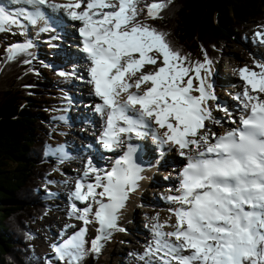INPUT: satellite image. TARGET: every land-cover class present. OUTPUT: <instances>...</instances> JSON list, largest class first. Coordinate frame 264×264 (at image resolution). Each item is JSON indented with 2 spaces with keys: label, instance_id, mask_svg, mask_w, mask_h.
<instances>
[{
  "label": "snow or ice",
  "instance_id": "snow-or-ice-1",
  "mask_svg": "<svg viewBox=\"0 0 264 264\" xmlns=\"http://www.w3.org/2000/svg\"><path fill=\"white\" fill-rule=\"evenodd\" d=\"M13 2L62 9L71 20L81 22L78 31L91 62L90 83L103 101L96 111L108 110L101 137L106 148L121 144L123 134L141 137L145 135L141 129L155 125L153 138L186 158L179 173V195L169 197L179 205L170 210L175 216L173 230L162 232V225L154 226L155 246L145 255L154 256L158 264H264V64L256 65L259 72L248 67L238 70L245 85L234 99L241 101L248 114L240 117V127L220 136L213 133L214 142H210L201 130L206 120L213 119L208 101L218 99L208 82L212 61L204 53V61L193 64L173 49L165 33L138 19L143 11L138 7L140 0ZM165 7L164 0L145 5L152 19L162 18ZM40 15L37 7L28 18L35 23ZM19 23L0 7V31ZM256 35L264 42V32ZM148 66L152 68L145 70ZM216 108L228 112L219 104ZM119 122L123 126H118ZM192 151L196 155H191ZM132 152L129 145L124 159L103 178L97 174L94 184L85 186L78 180L75 185L73 195L79 201L97 196L108 199V203L96 201L99 207L94 218L101 235L93 240V251L99 252V241L107 238L105 230L116 226L117 213L142 178L139 173L143 169L134 163ZM89 172H97L91 161L84 175ZM97 188L103 190L97 192ZM92 212L91 206L81 210L73 204L70 215L87 225ZM85 231L81 229L77 236L81 244ZM81 244L69 241L55 251L61 259L75 260L77 255L69 249H79Z\"/></svg>",
  "mask_w": 264,
  "mask_h": 264
},
{
  "label": "trees",
  "instance_id": "trees-1",
  "mask_svg": "<svg viewBox=\"0 0 264 264\" xmlns=\"http://www.w3.org/2000/svg\"><path fill=\"white\" fill-rule=\"evenodd\" d=\"M164 2L162 18L147 23L165 33L171 47L190 62H202L207 53L217 63L226 43L240 42L252 24L264 27V0ZM26 56L9 58L4 51L0 57V264H43L30 245V225L49 208L43 190L52 169L42 153L50 126L43 110L41 73L31 69ZM90 251L70 264H104L90 260ZM57 264L67 263L60 259Z\"/></svg>",
  "mask_w": 264,
  "mask_h": 264
},
{
  "label": "rangeland",
  "instance_id": "rangeland-1",
  "mask_svg": "<svg viewBox=\"0 0 264 264\" xmlns=\"http://www.w3.org/2000/svg\"><path fill=\"white\" fill-rule=\"evenodd\" d=\"M51 13L48 12L47 16H49ZM42 21V20H41ZM46 21V19H45ZM54 19L50 18L49 19V23H53ZM37 29H40L39 26L37 27ZM259 32H264V28L261 27H257L255 26L254 29L249 30L248 28H246V37L244 41H240V42H236V43H226L221 50V56H220V60L216 63V64H212L211 65V74L215 75L214 77L217 78L219 77V75H223L224 72H227L231 70V68H233L234 64L239 66L242 63L246 62L247 65L249 67H253L256 68V65L259 64H264L260 62L259 56L262 55L263 57V61H264V42H261V38L258 37L256 34ZM23 38L24 37V33L22 31L19 30V28L17 27H13L12 25L7 27L5 31H0V42H1V48H0V57L3 53V48L5 47V49H7L6 44L8 43L7 41L9 39H17V38ZM32 43V40H31ZM56 47H55V46ZM52 50L53 51H59V48L57 47V42L53 43L52 46ZM65 50V48H64ZM17 50H14L11 53H15ZM259 52V54L257 53ZM43 54L45 55L44 51ZM46 56V55H45ZM198 57V56H197ZM51 62V61H48ZM61 67V66H59ZM240 67H244V66H240ZM239 67H237L236 69H238ZM46 70H40L43 76V85H45V94H44V103L46 104V107H49L51 109H55L56 110V115L61 113V108H63V105H61V103L63 102V94L61 93V89H59L60 85L59 83H61V79H62V75L60 77H57L56 74H53L52 72H50L47 68H45ZM229 69V70H228ZM234 69V68H233ZM63 73L69 74L68 72L72 71V69L66 68L64 67ZM233 71V70H232ZM83 72V71H81ZM231 73V72H230ZM232 76L235 77L236 74H231ZM73 76V73H72ZM69 77L68 82L72 79L73 82V78ZM63 80V79H62ZM75 81V79H74ZM81 90L83 92L84 95H86L87 93H85V91H83L82 86L80 85ZM85 88V87H84ZM68 94V93H67ZM71 97H68L67 95H64V99H70ZM228 98V97H227ZM96 116V115H94ZM93 116V117H94ZM65 117V121H69V120H73L75 119V117L70 113V111H68V114ZM98 119V118H97ZM53 120V119H52ZM99 125V123H98ZM86 129V128H85ZM71 130L74 132V134H77L79 137L81 136H86V133L81 135L79 132H82L80 128L74 126L73 128H71ZM75 130H79L78 132ZM88 131V129H87ZM67 131L63 130V129H57L55 128L54 134L52 136V142H51V146H50V153H52V155H55V153L57 151H59L60 148V143L62 137H66L64 134ZM84 133V132H83ZM72 132L70 133L69 136H67L69 139H73L75 137ZM65 139V138H64ZM63 139V140H64ZM76 147H78V144H76ZM74 145L71 147V149H74ZM158 148V147H156ZM52 151V152H51ZM159 153V152H158ZM142 155V153H141ZM174 154L172 153V157ZM144 157H146V153H144ZM178 156L174 157L175 159ZM149 158H151V152L149 154ZM169 158H171V156L169 157V155H166L163 160L161 161L162 163L164 162L165 164L169 161ZM80 162V161H79ZM175 163V161H173ZM73 164L76 165V162H72V163H64L61 164V166H59V168L50 176V181H49V187L51 188V193H47V199L45 200V202L50 203L51 204V208L48 210L47 215L40 221H38L37 223L30 225L31 227V235L33 236L32 240H31V244L32 247L37 251V253L42 256L45 257L46 259H54L57 255V252H52L50 247L52 242L57 239L62 237L63 235L69 234H63V230L68 226H70V222L66 219L65 214H66V210H67V206H66V202L67 199L69 198V193L68 190L72 184V179L74 181V176L75 178L78 175V166H73ZM161 166V165H160ZM159 166V167H160ZM70 167H73V169H70ZM163 167V166H161ZM164 170L158 169V173H157V177L156 174L154 177L157 179H160L159 182L160 184L163 183V179H166L167 176H169L168 171L169 167L168 165L163 167ZM152 171V170H151ZM163 171L164 174H163ZM77 173V174H75ZM153 173V172H152ZM171 174L175 173L174 171L170 172ZM176 174V173H175ZM164 175V177L162 178V176ZM143 184V183H142ZM164 185L167 186L168 188H170L172 185L169 182H165L164 181ZM144 186V185H143ZM142 186V187H143ZM66 188V189H65ZM73 188V187H72ZM99 188L96 189V191ZM57 192H61V195L57 196L56 193ZM137 195V196H136ZM163 195L160 193V190H157V188L152 189L151 187H149L148 189H144L142 190V193L139 194V192L137 194H135V191H132L131 194L129 195V201L130 199H137V202L132 204L130 203L129 208L126 209V206L128 205L129 201L127 202L126 206L124 208H122V215H120L118 217L119 222H117V224H119L122 227V232L120 234L115 235L110 242L106 245V247L104 248V250H102L99 254V256L97 257V259H103L104 264H140V260L143 252H137L139 250H141L143 242H145L146 238L148 235L151 234V229H152V234L155 233L156 228L154 226H158L161 225L157 224L160 221L165 223V226L168 228V221H165L162 218H156V220H154V223H149V225H146V222H148L147 217H152V213L151 212H147L146 215L142 214L141 212L143 211L142 207H146L144 208L145 212L146 210L149 209H153L151 205V203L147 202L145 200L144 197H152L155 198L157 200H154V205L157 206L158 209H162L160 206V198L158 197H162ZM168 199H165L164 196L161 199H165V200H169V197H167ZM159 199V200H158ZM132 200V201H133ZM139 201V202H138ZM171 201V200H169ZM172 202V201H171ZM148 203V204H146ZM83 207V206H82ZM155 208V207H154ZM134 214V216H133ZM156 214V213H155ZM145 215V217H144ZM158 217V216H156ZM64 218L68 221L67 225H64L66 223V221L64 220ZM94 220V218H93ZM157 222V223H156ZM14 223V222H13ZM64 225V226H62ZM83 225V224H82ZM146 225V226H145ZM62 226V227H61ZM84 226L87 229L86 232V239L89 242H93V240L96 239L97 236L100 235V233H97V230L99 229L98 227V223H93V221L87 225L84 224ZM145 227V234L147 236H144L143 234L140 233V228L141 227ZM151 228H150V227ZM160 230V229H159ZM169 230V228H168ZM167 230V231H168ZM139 235H142V239L140 238ZM57 239V240H58ZM141 239V242L138 241ZM55 240V241H57ZM79 240H74L73 243L79 244ZM131 245H135L138 246L139 249H133L131 248ZM135 259L138 260L135 262ZM129 260V261H128ZM127 262V263H126Z\"/></svg>",
  "mask_w": 264,
  "mask_h": 264
},
{
  "label": "bare ground",
  "instance_id": "bare-ground-1",
  "mask_svg": "<svg viewBox=\"0 0 264 264\" xmlns=\"http://www.w3.org/2000/svg\"><path fill=\"white\" fill-rule=\"evenodd\" d=\"M2 2V4H3V1H1ZM41 20L43 21V20H45V18H43V17H41ZM41 21V22H42ZM31 43V42H30ZM32 44V43H31ZM55 46V45H54ZM56 47V46H55ZM57 47H58V45H57ZM59 48V47H58ZM79 55H80V53H78ZM83 57H84V59H86V57H85V55H83ZM66 68H69V67H66ZM240 68H243V67H239L238 69H236V70H239ZM69 69H72V68H69ZM229 70V69H228ZM82 70H80V72H81ZM72 72L73 71H70V72H68L69 74H66V76H61L62 77V79L64 80V81H66V82H68V79H69V77H71L72 76ZM232 72H234V71H232ZM233 74V73H232ZM239 77V72H237V74L235 75V78L237 79ZM81 86H82V89H83V91H85V93H87L85 96L86 97H88V98H90L91 97V90L89 89V84H88V82H86V83H84V84H81ZM85 87V88H84ZM242 91H241V89L239 88V87H236V89H234V91H233V94L234 95H232V96H235L237 93H241ZM240 103H241V101H240ZM242 104V103H241ZM242 106V105H241ZM243 107V106H242ZM242 107H239V109H242ZM98 116L96 115V116H94L93 117V120H94V123L92 124V129L95 131L96 129H97V127H98ZM208 125H210V124H208ZM222 126H224L223 128H227L229 125H227L226 123H225V120H222ZM212 128V132H214L215 131V127L214 126H212L211 127ZM211 137V135H208V138H210ZM158 148H159V144H158V146H157ZM164 148H167V150H170L171 149V146H169V145H167V146H164ZM144 153H146V152H144ZM137 154L138 155H141V152L140 151H138L137 152ZM159 154V153H158ZM174 155H176L175 153H173ZM177 156V155H176ZM175 157V156H174ZM79 163V162H78ZM160 165L161 166H165V163L163 162H160ZM79 171V170H78ZM146 171V170H145ZM145 171H143L142 173H144ZM80 174V171L78 172V175ZM152 174V171H150V175ZM77 175V176H78ZM169 176H167V177H169V183L172 185L170 188H168L169 189V193L170 194H173L174 193V189L176 188V184H175V182H174V179H175V177L177 176L175 173H173V174H171V173H169L168 174ZM166 177V178H167ZM153 179H154V177H152ZM157 179V178H156ZM93 181H94V178L92 179ZM160 183V182H159ZM151 184V183H150ZM137 196V195H136ZM145 198V200L147 201V202H149V203H151V205H154L153 203H154V201H153V199H150V197H144ZM133 200V199H132ZM160 201V206H161V210L163 211H165V213L164 214H162L163 212H161V213H159V215H162V216H158V217H156V218H162V219H164L165 221H168V228L169 229H171L172 227H171V225L173 224V216H172V214H171V211H170V209H171V206H172V202L171 201H169V200H159ZM137 202V199H136V197H135V199L131 202L132 204H134V203H136ZM139 202V201H138ZM76 205H79L80 206V208H84L85 206L83 205V204H76ZM83 206V207H82ZM143 211L145 212V210H144V208H143ZM156 211V210H155ZM146 213H147V210H146ZM144 217H145V215H144ZM149 219H150V216L149 217H147V220L149 221ZM156 220V219H155ZM159 220V219H158ZM158 220H156V221H158ZM131 248H133V249H139V247L138 246H135V245H131Z\"/></svg>",
  "mask_w": 264,
  "mask_h": 264
},
{
  "label": "clouds",
  "instance_id": "clouds-1",
  "mask_svg": "<svg viewBox=\"0 0 264 264\" xmlns=\"http://www.w3.org/2000/svg\"><path fill=\"white\" fill-rule=\"evenodd\" d=\"M45 203V201H43ZM49 206L51 205L50 203L48 204Z\"/></svg>",
  "mask_w": 264,
  "mask_h": 264
}]
</instances>
